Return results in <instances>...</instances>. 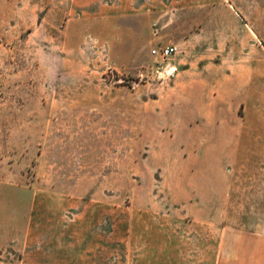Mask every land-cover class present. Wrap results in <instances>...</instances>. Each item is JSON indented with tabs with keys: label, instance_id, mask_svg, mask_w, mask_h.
I'll return each mask as SVG.
<instances>
[{
	"label": "rangeland",
	"instance_id": "1",
	"mask_svg": "<svg viewBox=\"0 0 264 264\" xmlns=\"http://www.w3.org/2000/svg\"><path fill=\"white\" fill-rule=\"evenodd\" d=\"M159 35L232 70L236 154L180 151ZM224 230L264 233V0H0V264H211Z\"/></svg>",
	"mask_w": 264,
	"mask_h": 264
},
{
	"label": "crops",
	"instance_id": "2",
	"mask_svg": "<svg viewBox=\"0 0 264 264\" xmlns=\"http://www.w3.org/2000/svg\"><path fill=\"white\" fill-rule=\"evenodd\" d=\"M128 7H140L145 3L147 7H155L157 0H125ZM159 2V1H158ZM182 10L192 9L191 5L180 4ZM159 22V19L156 18ZM155 31H166L173 34L181 28L173 21L156 24ZM153 42L158 46L172 45L176 48L170 57L168 66L173 72L167 86L179 88L190 94L183 98L182 105L189 103L192 109L186 117L182 115L181 121H187L184 128L190 141L180 148L183 153L199 155H229L236 154V147L244 146L247 139L244 137L247 124L238 114L237 107L246 106V97L239 98L234 94V77L231 69H225L224 58L219 52H209L205 56L187 53V46L191 41L186 36L181 37H155ZM177 99L172 98L176 103ZM233 101V103H231ZM171 102V99H170ZM180 102V101H179ZM171 104V103H170ZM231 107L233 125L227 129L228 134L222 133L225 123L221 117L226 116L227 107ZM229 116V115H228ZM176 115L173 116L176 119ZM223 136H220L222 135ZM226 141L227 147H220L213 141ZM251 141V140H250ZM258 142V140H256ZM261 142V141H260ZM239 152V151H238ZM240 154V152H239ZM231 231V230H230ZM208 244L216 243L215 233H208ZM219 253L212 256L211 264H264V233H237L224 230L218 241ZM183 264H199L196 259L184 260Z\"/></svg>",
	"mask_w": 264,
	"mask_h": 264
},
{
	"label": "built area",
	"instance_id": "3",
	"mask_svg": "<svg viewBox=\"0 0 264 264\" xmlns=\"http://www.w3.org/2000/svg\"><path fill=\"white\" fill-rule=\"evenodd\" d=\"M175 51L176 48L172 45L162 46V47L159 46L158 48L151 49L150 54L153 56H157L161 59V61L166 62L175 53ZM168 64L164 66L163 71L159 73L161 78L169 76L173 72L172 68H170Z\"/></svg>",
	"mask_w": 264,
	"mask_h": 264
}]
</instances>
